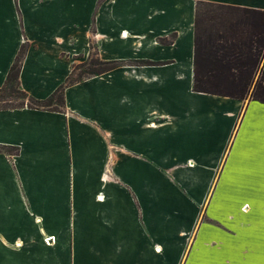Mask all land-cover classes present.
I'll return each instance as SVG.
<instances>
[{
    "label": "crops",
    "instance_id": "1",
    "mask_svg": "<svg viewBox=\"0 0 264 264\" xmlns=\"http://www.w3.org/2000/svg\"><path fill=\"white\" fill-rule=\"evenodd\" d=\"M199 1L264 11L0 0V87L21 45L20 88L37 100L90 44L120 63L67 87L63 112L0 111V146L19 150L0 153V264H264V105L192 90Z\"/></svg>",
    "mask_w": 264,
    "mask_h": 264
},
{
    "label": "trees",
    "instance_id": "2",
    "mask_svg": "<svg viewBox=\"0 0 264 264\" xmlns=\"http://www.w3.org/2000/svg\"><path fill=\"white\" fill-rule=\"evenodd\" d=\"M162 45L172 40L159 38ZM87 61L72 67L65 81L46 99L37 100L20 88L19 74L25 55L21 45L4 84L0 111L24 108L64 111V91L82 80L117 68V61H102L90 44ZM137 65H153L138 61ZM77 68L82 71L76 72ZM196 93L255 101L264 105V11L199 1L195 5L193 81ZM15 147L0 146V153L16 156Z\"/></svg>",
    "mask_w": 264,
    "mask_h": 264
},
{
    "label": "rangeland",
    "instance_id": "3",
    "mask_svg": "<svg viewBox=\"0 0 264 264\" xmlns=\"http://www.w3.org/2000/svg\"><path fill=\"white\" fill-rule=\"evenodd\" d=\"M89 53H90V52H89ZM87 62H88V61H87ZM79 64H81V63H75L73 66L76 67V66L79 65ZM73 66H72V67H73ZM71 69H72V68H71ZM80 71H82V68H77L76 72L78 73V72H80ZM105 178L107 179L108 176H105ZM199 216L201 217V218H200L201 222H200V224L197 225L196 231H197V229H198V230L201 229V231H202V219H203V218H202V216H203V210H202V209H201V213L198 215V217H199ZM262 259H264V258H262Z\"/></svg>",
    "mask_w": 264,
    "mask_h": 264
}]
</instances>
